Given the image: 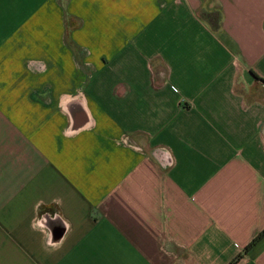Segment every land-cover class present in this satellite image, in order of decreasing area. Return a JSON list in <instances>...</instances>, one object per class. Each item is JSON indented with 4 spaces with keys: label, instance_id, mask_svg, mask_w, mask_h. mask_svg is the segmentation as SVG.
Returning a JSON list of instances; mask_svg holds the SVG:
<instances>
[{
    "label": "crops",
    "instance_id": "crops-1",
    "mask_svg": "<svg viewBox=\"0 0 264 264\" xmlns=\"http://www.w3.org/2000/svg\"><path fill=\"white\" fill-rule=\"evenodd\" d=\"M264 0H0V264H264Z\"/></svg>",
    "mask_w": 264,
    "mask_h": 264
},
{
    "label": "trees",
    "instance_id": "trees-1",
    "mask_svg": "<svg viewBox=\"0 0 264 264\" xmlns=\"http://www.w3.org/2000/svg\"><path fill=\"white\" fill-rule=\"evenodd\" d=\"M252 74H253V76H254L257 80H261V81L263 82V84H264V79H263V77L258 76V75H257L256 73H254V72H252ZM263 235H264V231L261 232L259 235L255 236V237L252 239V241L250 242V244L248 245V247L246 248V251H245V252L249 251V250L254 246V244L256 243V241L259 240L260 237L263 236ZM241 256H242V254H238V255H237V256H236V257L230 262V264H236V263L238 262V260L240 259Z\"/></svg>",
    "mask_w": 264,
    "mask_h": 264
}]
</instances>
